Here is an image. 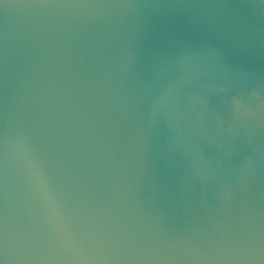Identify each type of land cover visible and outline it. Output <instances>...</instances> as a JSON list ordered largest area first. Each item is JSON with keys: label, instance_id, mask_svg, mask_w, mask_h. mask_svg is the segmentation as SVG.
Here are the masks:
<instances>
[{"label": "water", "instance_id": "95a60500", "mask_svg": "<svg viewBox=\"0 0 264 264\" xmlns=\"http://www.w3.org/2000/svg\"><path fill=\"white\" fill-rule=\"evenodd\" d=\"M0 264H264V0H0Z\"/></svg>", "mask_w": 264, "mask_h": 264}]
</instances>
